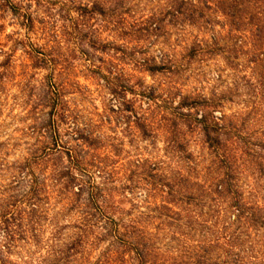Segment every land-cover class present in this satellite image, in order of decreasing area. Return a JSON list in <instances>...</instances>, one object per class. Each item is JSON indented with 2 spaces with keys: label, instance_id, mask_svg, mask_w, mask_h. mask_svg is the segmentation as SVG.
<instances>
[{
  "label": "clouds",
  "instance_id": "clouds-1",
  "mask_svg": "<svg viewBox=\"0 0 264 264\" xmlns=\"http://www.w3.org/2000/svg\"><path fill=\"white\" fill-rule=\"evenodd\" d=\"M0 264H264V0H0Z\"/></svg>",
  "mask_w": 264,
  "mask_h": 264
}]
</instances>
